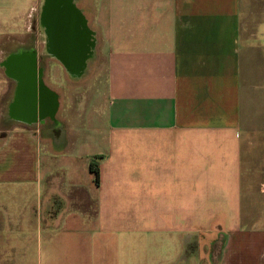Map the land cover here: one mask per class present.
<instances>
[{
    "label": "crops",
    "instance_id": "0c3cea01",
    "mask_svg": "<svg viewBox=\"0 0 264 264\" xmlns=\"http://www.w3.org/2000/svg\"><path fill=\"white\" fill-rule=\"evenodd\" d=\"M74 6L86 86L40 129L6 68L37 0H0V264H264V0Z\"/></svg>",
    "mask_w": 264,
    "mask_h": 264
},
{
    "label": "flooded vegetation",
    "instance_id": "af4514ba",
    "mask_svg": "<svg viewBox=\"0 0 264 264\" xmlns=\"http://www.w3.org/2000/svg\"><path fill=\"white\" fill-rule=\"evenodd\" d=\"M90 39L91 32L75 8L74 0H46L39 8L36 22L20 42L14 65L8 68V75L18 86L16 104L10 106L11 117L29 125H35L40 120L39 125L50 127L51 121L44 120L52 118L58 97L43 80L49 67L46 64L52 63L51 69L53 66L55 70L76 79L80 75L77 71L86 60ZM31 85L35 94L32 102L29 100ZM41 88L45 91L43 95Z\"/></svg>",
    "mask_w": 264,
    "mask_h": 264
},
{
    "label": "rangeland",
    "instance_id": "374dc122",
    "mask_svg": "<svg viewBox=\"0 0 264 264\" xmlns=\"http://www.w3.org/2000/svg\"><path fill=\"white\" fill-rule=\"evenodd\" d=\"M44 2H46V0H37V7H36V9L38 8L37 13L39 12V7H41ZM50 64L52 65V63H48V62L46 64V66L49 67L47 72L44 73L43 80L50 88L56 91L59 100L61 101L62 108L58 113V118L61 119H63L64 117H68L67 119L70 118L71 121H67V122L69 127L72 128L74 127V118H75V100H74L75 94L78 89H79V93H81L84 90L81 88H83L86 85L83 84L82 81H78L80 82V84L77 86V80H75V78L72 79L66 73L55 70L53 66L51 69ZM68 107L69 109H67ZM37 126L40 129L45 127L43 125H36L35 127Z\"/></svg>",
    "mask_w": 264,
    "mask_h": 264
},
{
    "label": "water",
    "instance_id": "95a60500",
    "mask_svg": "<svg viewBox=\"0 0 264 264\" xmlns=\"http://www.w3.org/2000/svg\"><path fill=\"white\" fill-rule=\"evenodd\" d=\"M83 20V19H82ZM83 23H84V21H83ZM85 59V58H84ZM32 84H33V82H31ZM32 87H31V94H32V96L29 98V100L31 99V100H33V99H35V94H34V86L33 85H31ZM44 89L43 88H41V95H43L44 94Z\"/></svg>",
    "mask_w": 264,
    "mask_h": 264
},
{
    "label": "bare ground",
    "instance_id": "6f19581e",
    "mask_svg": "<svg viewBox=\"0 0 264 264\" xmlns=\"http://www.w3.org/2000/svg\"><path fill=\"white\" fill-rule=\"evenodd\" d=\"M16 58H17V57H14V58L11 59V60L14 62V61L16 60ZM6 65H7V66H6L7 70H8V68L10 69V66H11V65L9 66V63H7ZM8 71H9V70H8ZM8 71H7V72H8ZM8 74H9V73H8Z\"/></svg>",
    "mask_w": 264,
    "mask_h": 264
},
{
    "label": "trees",
    "instance_id": "16d2710c",
    "mask_svg": "<svg viewBox=\"0 0 264 264\" xmlns=\"http://www.w3.org/2000/svg\"><path fill=\"white\" fill-rule=\"evenodd\" d=\"M94 174H95V181H96V183H98V172L94 171Z\"/></svg>",
    "mask_w": 264,
    "mask_h": 264
}]
</instances>
